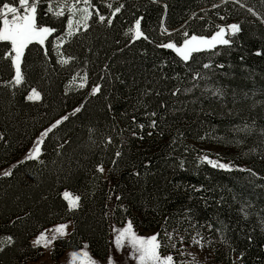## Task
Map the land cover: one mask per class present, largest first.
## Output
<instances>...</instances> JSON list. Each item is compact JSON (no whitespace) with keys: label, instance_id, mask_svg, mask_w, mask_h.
<instances>
[{"label":"trees","instance_id":"obj_1","mask_svg":"<svg viewBox=\"0 0 264 264\" xmlns=\"http://www.w3.org/2000/svg\"><path fill=\"white\" fill-rule=\"evenodd\" d=\"M49 1L38 5L37 23L55 31L24 49L19 85L6 58L11 44L0 41V264L39 259L31 238L66 220L73 228L53 241L51 258L87 242L102 259L112 225L127 219L159 233L160 253L170 251L174 230L186 241L195 233L218 261L235 254L239 264H264V0H92L87 27L58 50L67 15L48 13ZM137 19L144 35L134 38ZM228 24L239 25L235 35L227 30L228 45L188 61L160 46ZM79 72L85 86L66 90ZM32 88L38 100L27 99ZM65 116L42 138L38 158L21 156ZM210 146L218 151L202 149ZM205 155L229 167L214 168ZM64 191L80 197L76 209Z\"/></svg>","mask_w":264,"mask_h":264},{"label":"snow or ice","instance_id":"obj_2","mask_svg":"<svg viewBox=\"0 0 264 264\" xmlns=\"http://www.w3.org/2000/svg\"><path fill=\"white\" fill-rule=\"evenodd\" d=\"M41 3V0H0V41H7L11 44V50L6 53V58H10L15 67V76L14 83L19 85L24 77L21 71V61L24 55V49L33 41H38L40 44H43L44 41L51 35L55 29L48 26H39L37 23V8ZM83 3L85 7L80 8L78 5ZM109 8L112 7L111 4L107 5ZM94 7L92 0H50L47 12L53 14L55 17L64 16L67 12L68 23H67V35L72 36L75 34V31L79 30V26L83 23L84 27H87V21L91 18L93 13L90 11V8ZM121 7H116L112 12L114 17L117 13L121 11ZM80 14V19H74L77 14ZM96 15L99 17L101 22L105 21V16L100 15L97 10ZM109 24L112 23L111 19H108ZM141 21L137 19L135 22V37L138 38L143 36V32L140 30ZM227 29H231V34L235 35L239 31V25L232 24L228 25ZM227 29L221 27L217 32H215L211 37L198 36L196 34L189 35L187 32L183 34L182 43L177 42H168L166 44L160 45L161 47L174 49L175 52L182 58L184 61H188L193 53L200 52L203 50L214 49L217 45H228L230 43V37L227 35ZM129 31H132L131 29ZM164 32H167V29H164ZM147 39V37H144ZM59 47V45H57ZM14 53V54H13ZM72 58H63L61 63L67 64ZM204 68H209V64L203 65ZM199 75V74H197ZM82 83L80 87H84V82L87 80V75L81 78ZM99 91V86L92 89V94H95ZM40 98V93L36 89L32 90V93L27 97L28 100H38ZM81 109H75V112H79ZM73 113V115L75 114ZM153 115H155L153 113ZM68 117H62L61 120H57L50 128H48L44 133L41 134V139H38L34 147L26 155L25 159H36L41 152V144L43 143V137L47 136L54 128L60 125L64 120H67ZM153 126H155V121H153ZM143 127V125H141ZM0 139H3L0 135ZM121 153L117 152L116 156L119 157ZM22 162V161H21ZM202 162H207L214 168L227 169L229 165L220 163L219 160H212L208 155L202 157ZM99 171L103 172V167L98 168ZM4 176L11 175V171H5ZM65 199L69 201L70 210L76 209L79 206L80 197H72L70 193H64ZM119 198V197H118ZM66 224L57 225L54 233L59 236H64L67 234ZM117 235L114 238V243L118 249H122L127 243L131 249L132 253L130 254L132 259L137 261V264H174V258L172 255L162 256L160 249L162 247L160 240L158 239L159 233H156L149 237H143L138 235L132 227L131 221L122 229H114ZM57 238L56 235H53L49 239L45 233L41 235L34 241L35 245H40L41 241L45 242V246L51 244ZM11 240V237L8 238ZM87 246L85 245L84 249L80 252H72L69 258V264H75L77 259H81V264H98L95 261L88 251L86 250ZM108 264H114L113 258L109 257Z\"/></svg>","mask_w":264,"mask_h":264},{"label":"rangeland","instance_id":"obj_3","mask_svg":"<svg viewBox=\"0 0 264 264\" xmlns=\"http://www.w3.org/2000/svg\"><path fill=\"white\" fill-rule=\"evenodd\" d=\"M49 2H47V6H48ZM78 7L83 8V7H85V5L83 3H80L78 5ZM90 11H91V8H90ZM65 14L67 15V22H66L65 30H64L62 35H60L59 37L56 38V41L54 43V45L56 46L57 50L60 48L62 43H64V41L68 37V35L66 33H67V30H68L67 29V23H68L69 14L67 12ZM80 18H81L80 14L78 13L77 16L74 19H80ZM87 24H88V21H87ZM228 25H232V24H228ZM84 28H86V27H84L83 23H82L79 26V30L84 29ZM134 29H135V27H134ZM227 30L229 32L231 31V29H227ZM177 36H182V35L178 34ZM35 42H38V41H35ZM179 43H182V41H180ZM57 45H59V47H57ZM62 57L65 58L64 56H60V60L62 59ZM13 71H14V76H15V67H14V65H13ZM84 76L85 75H84L83 72H79L78 74L74 75L67 82L66 90L82 88V87H80V84L82 83L81 78L84 77ZM85 84H86V82H84V86H85ZM33 89L34 88L30 89L27 92L26 97H28L32 93ZM61 118L62 117L58 118L57 120H59ZM45 130L46 129L41 130L40 132H38L33 137V139L31 140V143L29 144V146L22 153V155H21L22 157H26V155L29 153V151L34 147V145L37 142V140L41 139V134L44 133ZM202 149L209 150V151H218V148L214 147V146L203 147ZM3 170H4V168L0 169V172L3 171ZM102 174L103 175L106 174V169L104 167H103ZM65 192L70 193L72 197L77 196V195L73 194L70 191H64L63 192V197H64V193ZM65 200L67 201V204L69 206V201L67 199H65ZM129 221L130 220L127 219L122 224H113L112 225L111 245H110V248L108 250V254L102 259L98 258V257H95L92 254L88 243L84 242L83 245L79 249H67L60 258H58L57 260H53L51 258V250H52L53 242L51 244L45 246V242L41 241L40 246H41V250H42V253H43L42 256L39 259L35 260V261H28V262H26L24 264H69L70 254L72 252H80L82 249H84L85 245L87 246L86 250L88 251L90 256L95 261H97L98 264H108L109 257L113 258L114 264H137V261L135 259H132L131 256H130V254L132 253V249L127 243H125V246L122 249H118L116 247L115 243H114V238L117 235V233H116V231H114V229H122V228H124ZM61 224H66L68 226L67 229H66L67 234L62 236V237H67L68 234L70 233V231L73 228V223H72L71 220H66V221H63V222H57V223H54V224H51V225L47 226L46 228L42 229L40 232H38L35 236H33L31 238V240H30L31 244L35 245L34 241L37 240V238L41 235V233H45L46 236L49 239H51V237L53 235H56L57 238H60L61 236H59L58 234L54 233V231H52V230L55 229V227L57 225H61ZM132 227H133V225H132ZM133 230L138 235L143 236V237H149V236H152V235L156 234L155 231H142L141 232V231L136 230L134 227H133ZM166 234H167L166 246H167V248L170 251L166 250L164 253H161L162 256H167V255H172L173 256L174 252H176L177 254H179L181 256V260L184 261L186 264H239L238 256L235 255V254L232 255V259H231L230 263L221 262V261H218L217 259H215L214 256H216V253L214 251L210 250L207 247V245L205 244V242L200 237L195 235V233L190 234L189 235V239L187 241L185 240L184 233H179V232H176L174 230H170ZM3 241H4V239L0 241V244ZM173 258H174V256H173ZM81 259H77L75 264H81ZM174 264H178V262L175 259H174Z\"/></svg>","mask_w":264,"mask_h":264}]
</instances>
